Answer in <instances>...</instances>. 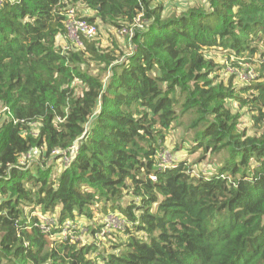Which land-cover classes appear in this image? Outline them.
<instances>
[{
	"label": "trees",
	"instance_id": "obj_1",
	"mask_svg": "<svg viewBox=\"0 0 264 264\" xmlns=\"http://www.w3.org/2000/svg\"><path fill=\"white\" fill-rule=\"evenodd\" d=\"M153 2L0 7V264H264V0H207L172 14ZM70 6L92 10L82 15L98 31V21L132 28L134 49L103 46L98 32L74 46ZM215 47L237 59L260 53L258 77L217 80L207 53ZM231 102L258 133L240 129ZM176 125L188 136L177 150L200 152L199 162L221 156L214 172L195 173L188 159L159 166ZM74 148L58 174L55 160ZM98 206L123 215L126 228L104 232L103 221L84 242L80 220ZM41 214L55 218L49 231ZM100 235L118 240L104 248Z\"/></svg>",
	"mask_w": 264,
	"mask_h": 264
},
{
	"label": "rangeland",
	"instance_id": "obj_2",
	"mask_svg": "<svg viewBox=\"0 0 264 264\" xmlns=\"http://www.w3.org/2000/svg\"><path fill=\"white\" fill-rule=\"evenodd\" d=\"M207 0H154L153 4H163L164 5V11L166 14H172L175 12H180L184 9H186L189 6L203 3L206 4ZM99 24V37L101 39L102 45L103 46H109L113 45L112 41L115 40L121 48H124L125 51L129 52L134 49V46H130L128 42V35H123L119 33V30L116 28H112L108 25L102 24L100 21H98ZM58 43L62 46L68 45V42L66 40L64 41L63 37H60L58 39ZM260 49L264 48V44H259L258 45ZM208 56L213 58L214 61L217 64V69L212 76H217V80H224V81H229L231 77L234 78V83L235 84H245V83H250L251 81L247 82L237 76L238 72H241L242 74H246L248 70H254L256 76L258 77L259 75V68H260V53H257L254 56L248 57L244 56L241 58H236L234 56H231L230 53L221 48V47H215L212 49H209L207 51ZM90 70L93 71L94 73L98 71V68L95 64H92L90 66ZM89 71V72H91ZM91 72V73H93ZM256 77V78H257ZM255 79V78H254ZM75 85L77 87V91L80 93L83 90V85L79 82L76 81ZM230 106L233 108L234 111H237L241 114V124H240V129H243L246 127L248 129V132L250 134L258 133L257 129L254 127L253 120L251 118V113H249L247 108H242L237 102H231ZM4 110L2 106H0V118H4ZM37 124H35L34 129L37 128ZM259 132H261V129H259ZM185 137H188L185 134V126L184 125H176L174 128L170 129L169 132L167 133V137L165 139L164 143V150L165 154L162 156V151H160L158 157H159V166H166L170 165L174 161L180 160V159H188L189 162L194 163V172L195 173H206V174H211L216 170V163H218L220 157L219 156H211L207 155L205 160H201L199 162L200 158V152H195V153H190L189 150H177L176 145L177 143L183 141ZM188 144V143H186ZM163 150V149H162ZM39 152L35 151L32 155L33 158L38 157ZM54 162L52 160L49 161V163ZM55 171L60 173L61 169L66 165V162L64 159H58L57 161L55 160ZM126 198V200H128ZM101 210V206H98L95 212V218L93 219H86L83 218L81 219V226L82 228L81 231L83 234L82 240L85 242L88 240V237L91 236L93 239V229L97 228L99 225L102 224L103 221H105V218L107 215L100 213L99 211ZM118 233V232H117ZM115 233V234H117ZM121 234V235H120ZM123 233H118V237H122ZM120 235V236H119ZM118 237L115 236H109L107 239L100 235L98 239L99 242L101 243L102 247H109L110 242L118 240ZM126 235H123V238H125ZM90 238V239H91Z\"/></svg>",
	"mask_w": 264,
	"mask_h": 264
},
{
	"label": "built area",
	"instance_id": "obj_3",
	"mask_svg": "<svg viewBox=\"0 0 264 264\" xmlns=\"http://www.w3.org/2000/svg\"><path fill=\"white\" fill-rule=\"evenodd\" d=\"M4 2L5 0H0V7L3 5ZM65 24H66V29H67L66 35H65L66 39H69L72 42V44L77 47L83 46V40H82L83 37L92 38L96 36L98 32L97 25L88 21L85 18V16L82 15V12L80 11V9H78V7H75V6H70L66 10ZM132 32H133L132 28L130 29L122 28L121 30H119V33L123 35H132ZM64 48L69 49L70 46L65 45ZM237 75L247 82L257 77L254 70H248L246 74H242L241 72H238ZM5 109L7 110L8 107H5ZM75 154H76V148L72 150L70 156H67L66 158H64L66 164H70L72 162ZM161 154L162 156L165 154L164 149L162 150ZM151 178L153 180L157 179L156 175H152ZM40 220H41L42 227H44L45 230H48V231L51 229V226L55 223V218L47 214L46 215L41 214ZM126 223L127 222L125 218L123 217V215L117 212H111L105 218L106 226L104 228V232L111 230V229L123 230L126 228ZM72 227H74V225L71 223H68L64 227V230L62 232L64 239L70 236Z\"/></svg>",
	"mask_w": 264,
	"mask_h": 264
},
{
	"label": "crops",
	"instance_id": "obj_4",
	"mask_svg": "<svg viewBox=\"0 0 264 264\" xmlns=\"http://www.w3.org/2000/svg\"><path fill=\"white\" fill-rule=\"evenodd\" d=\"M84 13V15H92L94 12L88 8L84 9V12H82V14Z\"/></svg>",
	"mask_w": 264,
	"mask_h": 264
}]
</instances>
